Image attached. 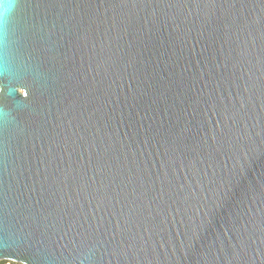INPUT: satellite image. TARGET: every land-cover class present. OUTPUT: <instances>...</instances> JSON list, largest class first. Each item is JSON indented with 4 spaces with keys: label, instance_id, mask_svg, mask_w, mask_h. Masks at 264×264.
Wrapping results in <instances>:
<instances>
[{
    "label": "water",
    "instance_id": "water-1",
    "mask_svg": "<svg viewBox=\"0 0 264 264\" xmlns=\"http://www.w3.org/2000/svg\"><path fill=\"white\" fill-rule=\"evenodd\" d=\"M264 264V0H0V262Z\"/></svg>",
    "mask_w": 264,
    "mask_h": 264
},
{
    "label": "built area",
    "instance_id": "built-area-1",
    "mask_svg": "<svg viewBox=\"0 0 264 264\" xmlns=\"http://www.w3.org/2000/svg\"><path fill=\"white\" fill-rule=\"evenodd\" d=\"M0 264H21V263H16L13 261H1Z\"/></svg>",
    "mask_w": 264,
    "mask_h": 264
}]
</instances>
